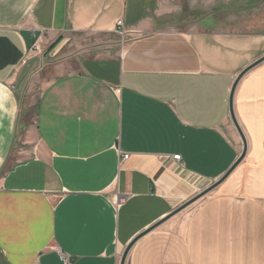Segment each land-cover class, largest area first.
I'll return each instance as SVG.
<instances>
[{
	"label": "crops",
	"instance_id": "0c3cea01",
	"mask_svg": "<svg viewBox=\"0 0 264 264\" xmlns=\"http://www.w3.org/2000/svg\"><path fill=\"white\" fill-rule=\"evenodd\" d=\"M130 244L264 264V0H0V264Z\"/></svg>",
	"mask_w": 264,
	"mask_h": 264
},
{
	"label": "water",
	"instance_id": "95a60500",
	"mask_svg": "<svg viewBox=\"0 0 264 264\" xmlns=\"http://www.w3.org/2000/svg\"><path fill=\"white\" fill-rule=\"evenodd\" d=\"M240 130V128H239ZM241 131V130H240ZM246 152V141H245V149L243 154L238 158V160L231 166V168L228 170V172L219 180H217L212 186H210L209 188H207L206 190L200 192L197 196H195L193 199H191L189 202H187L186 204H184L183 206H181L177 211L181 210L182 208H184L186 205L190 204L191 202L197 200L198 198H200L202 195H204L205 193H207L208 191L212 190L214 187H216L221 181H223L233 170L234 168L240 163V161L244 158ZM131 244L126 248L123 256H122V261L121 264H125V260H126V256L131 248Z\"/></svg>",
	"mask_w": 264,
	"mask_h": 264
},
{
	"label": "built area",
	"instance_id": "2783aa9c",
	"mask_svg": "<svg viewBox=\"0 0 264 264\" xmlns=\"http://www.w3.org/2000/svg\"><path fill=\"white\" fill-rule=\"evenodd\" d=\"M119 25H123V21L121 20L119 22ZM33 50H39L40 49V45L38 44V42H36L32 48ZM129 157L128 153H124L123 154V159H127ZM173 159L176 161H180L182 159L181 154H175L173 156ZM128 200V196L118 193L113 197V201L117 206H121L123 204H125ZM67 263L70 264V262L67 260Z\"/></svg>",
	"mask_w": 264,
	"mask_h": 264
},
{
	"label": "rangeland",
	"instance_id": "374dc122",
	"mask_svg": "<svg viewBox=\"0 0 264 264\" xmlns=\"http://www.w3.org/2000/svg\"><path fill=\"white\" fill-rule=\"evenodd\" d=\"M32 91V90H31ZM38 92V87L36 88V90H34V92ZM206 189V188H205ZM204 189V190H205ZM203 191V190H202ZM208 193H210V191H208L207 193H205L204 195H202L200 198H198L197 200H195V201H198L199 199H201L203 196H205L206 194H208ZM197 196V195H196Z\"/></svg>",
	"mask_w": 264,
	"mask_h": 264
}]
</instances>
